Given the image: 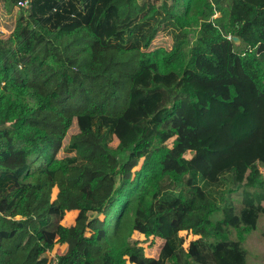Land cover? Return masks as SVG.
Returning a JSON list of instances; mask_svg holds the SVG:
<instances>
[{
	"label": "trees",
	"instance_id": "1",
	"mask_svg": "<svg viewBox=\"0 0 264 264\" xmlns=\"http://www.w3.org/2000/svg\"><path fill=\"white\" fill-rule=\"evenodd\" d=\"M0 1L16 19L0 31V264H247L264 0ZM169 28L174 46L153 47Z\"/></svg>",
	"mask_w": 264,
	"mask_h": 264
},
{
	"label": "rangeland",
	"instance_id": "2",
	"mask_svg": "<svg viewBox=\"0 0 264 264\" xmlns=\"http://www.w3.org/2000/svg\"><path fill=\"white\" fill-rule=\"evenodd\" d=\"M67 1L70 6H73L75 10H77L78 4L76 3L75 0H67ZM217 17H221V14H218L216 18ZM15 20H16L15 13L10 14V23H11V27L13 28H14ZM0 26L2 25L0 24ZM0 31L6 34L7 36L11 34V30L10 29L6 30L5 27L4 28L1 27ZM177 33L178 31L173 28H169L167 30L161 29L158 32L156 39L153 42V47L163 46L168 49H171L174 46V42L176 41ZM77 131L78 130L76 128H73L70 131L66 139V142H65L66 144L70 142L71 137L74 134H76ZM188 156L190 157L191 155L189 154ZM260 171L262 172V179L264 181V166H260ZM241 185L242 184H238L236 187L233 188V196H234L233 201L236 203V205H240L243 199L242 190H241L243 186ZM257 186L260 187L261 184L257 183ZM76 216H77V212L68 213L65 217L63 224L67 226L73 225ZM200 217H201V213L194 214V216L190 220H187V223L185 224V226L195 225L199 221ZM16 219H21V217H16ZM127 223H129L128 217H126L125 220L122 222V224L117 228L116 234H115L116 238L122 237V233L126 229L125 224ZM188 233H189L188 242L196 239V237L191 235L190 232L186 230L182 232L184 236H187ZM263 233H264V215H261L258 221L257 229L246 238L245 243H244L245 248L248 251L247 264H264ZM131 239L140 240L141 245L145 248L146 254L149 257L156 256L159 252V246L162 244V242L158 239L154 240V244H153V238L146 240L144 237L140 236L138 233H135V232L131 234ZM233 239L235 240L237 239L235 233L233 234ZM66 250L67 248L65 246H56L54 251L52 252V256L63 254L66 252Z\"/></svg>",
	"mask_w": 264,
	"mask_h": 264
},
{
	"label": "crops",
	"instance_id": "3",
	"mask_svg": "<svg viewBox=\"0 0 264 264\" xmlns=\"http://www.w3.org/2000/svg\"><path fill=\"white\" fill-rule=\"evenodd\" d=\"M10 13L3 7L2 2H0V28H4L5 24H8L10 21ZM4 30V29H3Z\"/></svg>",
	"mask_w": 264,
	"mask_h": 264
},
{
	"label": "built area",
	"instance_id": "4",
	"mask_svg": "<svg viewBox=\"0 0 264 264\" xmlns=\"http://www.w3.org/2000/svg\"><path fill=\"white\" fill-rule=\"evenodd\" d=\"M29 2H30V0H19L18 6L22 9L28 8Z\"/></svg>",
	"mask_w": 264,
	"mask_h": 264
},
{
	"label": "water",
	"instance_id": "5",
	"mask_svg": "<svg viewBox=\"0 0 264 264\" xmlns=\"http://www.w3.org/2000/svg\"><path fill=\"white\" fill-rule=\"evenodd\" d=\"M234 41L239 44L240 43V40L238 38H234Z\"/></svg>",
	"mask_w": 264,
	"mask_h": 264
}]
</instances>
